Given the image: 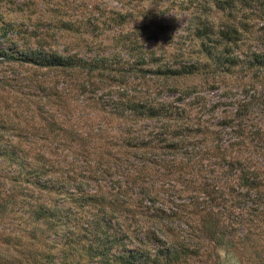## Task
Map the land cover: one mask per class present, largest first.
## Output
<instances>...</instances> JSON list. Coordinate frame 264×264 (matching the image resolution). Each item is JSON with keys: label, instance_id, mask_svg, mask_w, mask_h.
Returning a JSON list of instances; mask_svg holds the SVG:
<instances>
[{"label": "trees", "instance_id": "trees-1", "mask_svg": "<svg viewBox=\"0 0 264 264\" xmlns=\"http://www.w3.org/2000/svg\"><path fill=\"white\" fill-rule=\"evenodd\" d=\"M234 2L215 0V5L223 9ZM11 30L15 26L0 19V66L60 72L62 78L53 82L60 81L61 88L65 83V89V73L80 83L83 70L102 74L108 68L105 57L59 52L41 39L30 43L17 32L10 37ZM195 30L209 36V44L201 43L209 60L205 70L249 73L237 105L238 121L225 115L212 123L224 129H212L189 118L193 99L173 105L156 95L148 99L137 91H117V101L107 110L130 124L119 140L100 137L104 149L95 164L86 166L88 173L78 163L86 159L84 137L63 126L55 86L47 89L45 79L35 74L5 80V86L11 80L29 86L23 87L26 93L18 91L24 103L20 100L15 109L0 104V218L7 217L16 228L0 232V264H194L209 258L223 264L222 251L244 264L242 256L258 244L254 236L264 234V132L258 125L252 129L245 117L256 101L255 85L264 84V51L248 48L243 57L242 51L234 53L243 41L235 25L216 32L211 26ZM146 62L160 63L140 50L132 61L139 65L133 66L135 74ZM200 68L158 65L156 73L166 78ZM191 92L180 91L184 99ZM31 103L41 104L32 109L37 119H16ZM51 104L58 111L46 109ZM140 120L154 124L136 126ZM250 144L253 149L246 150ZM249 258L264 264V257Z\"/></svg>", "mask_w": 264, "mask_h": 264}, {"label": "rangeland", "instance_id": "rangeland-1", "mask_svg": "<svg viewBox=\"0 0 264 264\" xmlns=\"http://www.w3.org/2000/svg\"><path fill=\"white\" fill-rule=\"evenodd\" d=\"M234 3L232 7L224 6L222 9L215 5V0H0L1 21L12 23L16 29L11 30L8 34L10 37H14L17 32L19 37L26 41L29 39L30 43L41 39L47 47L59 52L84 58L102 56L109 62L102 74L98 70H83L78 76L80 83L77 82V76L65 73L69 78L66 89L65 83L61 88L60 81L53 82L62 78L60 72L45 69L34 71L31 66L13 63L2 65L0 104L13 110L20 100L24 103L18 91L26 93L28 89L23 87L29 86L28 81L19 86L21 82L11 80L5 86L6 79L18 74H35L38 79H45L47 89L50 85L55 86L61 96L58 107L61 113H57L66 118L62 120L63 126L84 137L85 161L88 162L79 160L78 163L81 164L79 169L87 173L86 166L95 164L93 159L97 160L96 156L102 154L104 149L100 137L119 140V136L123 135L122 129L130 124L128 120L114 116L107 110L112 101H117V91H126L128 94L137 91L148 99L156 95L157 100H168L173 105H183L188 99H193L189 118L194 123L201 121L209 128V124H215L225 115H230L237 122V105L249 73L243 72L241 68H235L231 73H209V69L205 70L204 65L209 60L201 50V43L204 41L209 44V36L207 39L200 37L195 30L198 27L209 31L211 26L216 32L235 25L243 41L238 50H233L234 53L240 54L242 51L243 57L248 48L264 51V0H236ZM133 45H137V49L132 51L129 48ZM140 50L151 53L160 63L146 62L143 69L135 74L133 66L139 65H134L132 61ZM158 65L171 68L193 65L201 68L193 73L165 78L156 73ZM255 86L256 101L245 117L252 124V129L258 125L264 132V84ZM185 89L192 90L187 99L182 98L180 93ZM37 105L41 104L31 103L30 107L20 112V117L15 116L16 119L28 116L37 119L32 112ZM103 105H106L105 109L101 108ZM213 108L215 110L209 112ZM46 109L57 110L53 104L46 106ZM143 122L149 123V127L154 124L152 121L140 120L136 126ZM212 129L224 128L213 125ZM245 142L249 144V138ZM222 143L226 146L225 141ZM251 145L246 150L251 151ZM227 150L230 148L227 147ZM177 188L181 189V185L177 184ZM13 225V222L8 224L7 217L0 218L1 233L16 230ZM1 237L0 248L4 247ZM254 238L258 244L255 250L248 252L247 257L246 254L242 256L244 264H258L251 262V258L247 260L250 255L264 257V234L258 233ZM221 256L223 264H236V257L224 254V251ZM211 259L196 260L194 264H212Z\"/></svg>", "mask_w": 264, "mask_h": 264}]
</instances>
